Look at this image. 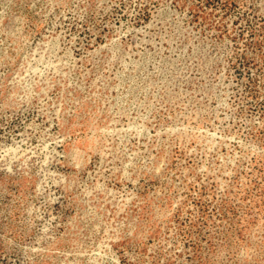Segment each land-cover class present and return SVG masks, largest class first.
Wrapping results in <instances>:
<instances>
[{
	"label": "rangeland",
	"instance_id": "1",
	"mask_svg": "<svg viewBox=\"0 0 264 264\" xmlns=\"http://www.w3.org/2000/svg\"><path fill=\"white\" fill-rule=\"evenodd\" d=\"M0 264H264V0H0Z\"/></svg>",
	"mask_w": 264,
	"mask_h": 264
}]
</instances>
